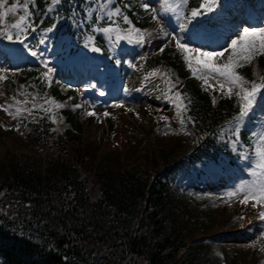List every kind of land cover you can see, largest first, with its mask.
<instances>
[{
	"label": "trees",
	"instance_id": "16d2710c",
	"mask_svg": "<svg viewBox=\"0 0 264 264\" xmlns=\"http://www.w3.org/2000/svg\"><path fill=\"white\" fill-rule=\"evenodd\" d=\"M35 1L39 9L53 4ZM53 6L43 25L55 28L57 37L72 35L70 55L108 56L109 41L121 45L116 32L104 33L106 39L98 31L117 27L107 11L120 8L137 28L148 25L142 0H62ZM119 27L128 26L120 20ZM162 60L177 68L182 80L176 88L188 106L183 117L192 129V143L183 160L198 164L200 159L216 161L220 153L232 156L230 142L237 138L244 147L252 145L248 127L236 132L230 126L239 113L236 97L205 90L170 47ZM243 69L251 81V67ZM22 72L21 78L32 76L38 89L48 87L47 98L61 103L71 94L74 101L78 97L75 90L64 94L56 83L47 84L37 69ZM62 113L59 131V115L55 122L53 117L44 121L32 153L7 155L0 162V264H199L209 246L196 237L206 211L203 201L174 181L181 169L179 152L166 153L162 164L157 156L153 163L118 166L109 156L98 159L83 144L77 112ZM199 174L216 178L206 171Z\"/></svg>",
	"mask_w": 264,
	"mask_h": 264
},
{
	"label": "rangeland",
	"instance_id": "374dc122",
	"mask_svg": "<svg viewBox=\"0 0 264 264\" xmlns=\"http://www.w3.org/2000/svg\"><path fill=\"white\" fill-rule=\"evenodd\" d=\"M194 1L202 3V0H189L177 13L163 16L157 13L161 17L159 23L147 11L148 25L141 29L146 34L144 43L138 44L134 38L121 39L119 43L126 46L123 49L113 46L114 43L108 40L110 55L88 58L81 53L70 56L71 39L64 36L57 40L54 29L49 31L42 24L54 11L53 4H46L39 9L35 0H29L32 23L36 17H39V22L33 23L35 30L29 29L24 33L27 36L24 43L18 42L23 35L17 37L15 30L0 29V74L7 76L6 80L0 81V106L14 104L13 97L18 100L27 98L30 103L21 107L31 111L35 104L37 110L31 115L25 112L22 116L13 118L0 107V162L7 155L32 153L37 145L34 138L44 121L53 115H59V126H55L56 131H59L63 122L60 115L63 114L62 110H73L77 112L82 128L83 144L95 151L98 159L109 156L115 161V165L123 166L126 162L136 163L148 159L153 163L159 156L162 164L166 153L179 152L176 157L179 156L178 165L181 169L174 175V181L181 191L190 193L199 202L203 201L206 211L196 237L209 243V246L205 255H201L199 264H264V220L259 219L258 215L264 208L253 207L251 202L248 205L241 204L239 196L231 200L228 198L229 192L254 179L250 173L256 159L255 147L258 137L264 135V91L257 96L248 116L230 123L236 132L244 126L248 127L252 145L244 147L243 142H239L237 138L230 144L235 150L233 155L240 156L227 157L220 153L216 161L200 159L198 164H191L183 160V157L190 151L188 149L192 143V129L168 99V95L179 91L176 85L182 78L174 65L168 60H162L167 47H170L172 54H180L184 59V54L175 47L171 36H176L191 48L223 51L225 47H229L232 39L242 33L243 28L264 27V0H216L213 11L191 18V10L200 5H193ZM12 2L13 0H9V6ZM163 2L164 0H142L143 5L148 4L150 8L157 9V12L162 10ZM170 2L175 5L180 0ZM247 8L248 12L252 9L257 14L258 24L249 25L243 20L242 15ZM180 11H183L184 17L178 16ZM238 11H241V16L236 15ZM13 19L10 14L9 21ZM181 24L184 25L183 30L180 28ZM208 26L219 28L217 38H210L214 29ZM161 28L163 32L160 31ZM4 30L13 32L14 45H5V41L9 39L2 34ZM164 32L171 36H165ZM120 35L123 36L124 33ZM104 37L107 39L105 34ZM41 40L44 43H40ZM16 45L24 46L23 56H14L11 52V48ZM33 51L37 53L36 56L32 55ZM228 54L225 53V56ZM149 57L155 60L149 61ZM57 64L58 67L66 66L65 76H54ZM26 65L39 69L37 77L44 78L47 84L56 83L62 93L75 90L78 95L76 101L73 94L61 103L47 98L48 87L40 90L39 83L31 80L32 76L27 80L21 78L25 76L21 70ZM249 66L253 71L251 81L259 82L264 77V56L257 57ZM159 67L161 74L167 73L175 82L172 93L168 92L165 83L167 77L147 78ZM238 71L244 73L243 68ZM112 75L116 76V81L111 80ZM200 81L203 86L202 80ZM203 88L206 90L204 86ZM207 90L212 93L215 91L211 88ZM101 92L104 95H100ZM95 95H98L97 98H109L108 104L97 106L94 102ZM231 97H236L240 105L236 95ZM46 100L55 101L63 107H53L51 112H45L40 106L48 108ZM89 111L96 115H87ZM105 112L109 116H104ZM238 116L239 113L236 118ZM181 119L185 121L183 126ZM200 171H206L207 175L214 173L216 178L206 180L199 174Z\"/></svg>",
	"mask_w": 264,
	"mask_h": 264
},
{
	"label": "snow or ice",
	"instance_id": "6c2138e0",
	"mask_svg": "<svg viewBox=\"0 0 264 264\" xmlns=\"http://www.w3.org/2000/svg\"><path fill=\"white\" fill-rule=\"evenodd\" d=\"M62 0H52L53 4H60ZM189 0H180V3L173 5L170 0H164L162 7L163 13H177L178 9H183L188 4ZM216 0H202L199 7L194 8L190 12L191 18L201 16L205 12L213 11ZM146 11H150L153 19L160 22L161 17L157 15V9L150 8L148 4L143 5ZM22 12V14H18ZM10 14L14 17L13 20L9 21ZM105 15L109 20H112L113 24L117 27H106L98 29L106 34L113 32L117 33V39H135L138 44L144 43L145 33L137 28L131 19L123 12L120 8L115 10L107 11ZM179 17H184L183 11L178 13ZM32 12L29 7V0H13L9 6V0H0V29H11L16 31L17 37L23 35V38L19 39V43L23 44L27 39L24 35L29 29L35 30L32 23ZM119 18V19H113ZM123 21L126 28H120L119 22ZM183 30L184 25H180ZM11 30H4L2 34L7 39H13V32ZM51 31V29H49ZM163 32V28L160 29ZM123 32L121 36L119 33ZM151 35V34H147ZM165 36H171L170 33L164 32ZM171 39L175 41V47L184 54V59L187 61L188 67L191 69L192 74L197 76L198 79L202 80L203 86L216 90L217 86L221 94L231 97L236 95L240 100L239 116L236 118L237 121L242 120L244 117L249 115L253 105L257 99V96L264 91V77H261L259 82L250 81L238 71V69L249 66L256 60L257 57L264 56V27L262 28H243L242 33L238 35L236 39L230 41L229 47H225L223 51H202L199 48H191L188 44L181 42L176 36H171ZM40 43H44L43 40ZM93 51H100L99 48H93ZM163 51V49H161ZM225 53H229L225 56ZM33 56H36L35 51L32 52ZM199 74V75H197ZM159 77L165 79V83L168 86V92L172 93L175 82L168 76L167 73L161 74L160 70H154L150 73L147 78ZM222 78V79H220ZM7 79L6 75L0 74V81ZM215 81V83H210ZM94 87V86H93ZM100 95H104L103 92ZM167 95V94H166ZM35 97H33V100ZM168 99L175 105V107L183 115L187 111V104L185 103V97L181 95L179 91H175L173 95H168ZM14 104L6 106H0L5 112H9L13 118L22 116L25 112L29 115L36 111V105L33 104L32 110L29 111L27 108L21 107V105H27L30 101L25 98L24 100H18L13 97ZM190 102V101H189ZM45 103L49 105L48 108H44L43 105L40 109L45 112H51L52 108H62L63 105L57 104L55 101L46 100ZM122 107V105H117ZM80 107V105H76ZM14 108V111H11ZM89 116L96 115L95 112L89 111ZM104 116H109L108 112L103 113ZM191 120V117L187 118ZM53 121L55 122V116L53 115ZM183 126L185 121L180 120ZM19 131V129H16ZM255 161L254 167L250 175L254 177L253 180L247 183L241 184L235 191L228 193V198L231 200L237 196L241 197L240 203L248 205L250 202L253 207L260 206L264 208V135L258 137V143L255 147ZM259 219L264 220V210L259 211Z\"/></svg>",
	"mask_w": 264,
	"mask_h": 264
},
{
	"label": "bare ground",
	"instance_id": "6f19581e",
	"mask_svg": "<svg viewBox=\"0 0 264 264\" xmlns=\"http://www.w3.org/2000/svg\"><path fill=\"white\" fill-rule=\"evenodd\" d=\"M159 14H160V16H163L164 15V13H163V11L160 9V11L158 12ZM16 48V47H15ZM138 81H140L139 79H137ZM98 96H96L95 97V102L97 103L99 100H102V98H97ZM97 98V99H96ZM108 104V103H107ZM128 118V117H127Z\"/></svg>",
	"mask_w": 264,
	"mask_h": 264
}]
</instances>
